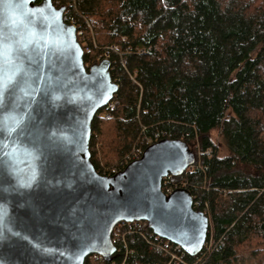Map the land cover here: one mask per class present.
Listing matches in <instances>:
<instances>
[{"label":"trees","instance_id":"trees-1","mask_svg":"<svg viewBox=\"0 0 264 264\" xmlns=\"http://www.w3.org/2000/svg\"><path fill=\"white\" fill-rule=\"evenodd\" d=\"M54 4L65 6V21L76 25L87 68L102 61L105 46L123 52L108 56L119 86L111 117L105 106L92 122L97 171L113 175L155 142L184 141L195 162L187 177L169 180L185 183L195 209L207 204L206 241L214 239L194 255L179 251L178 261L166 239L136 221L124 225L112 261L91 254L85 264H264V0ZM142 47L147 51H136Z\"/></svg>","mask_w":264,"mask_h":264},{"label":"water","instance_id":"water-1","mask_svg":"<svg viewBox=\"0 0 264 264\" xmlns=\"http://www.w3.org/2000/svg\"><path fill=\"white\" fill-rule=\"evenodd\" d=\"M65 11L53 0H0V264L110 262L123 221L200 252L209 217L188 189L162 187L195 162L184 141L155 142L113 175L97 171L92 122L119 86L109 60L86 67Z\"/></svg>","mask_w":264,"mask_h":264},{"label":"built area","instance_id":"built-area-1","mask_svg":"<svg viewBox=\"0 0 264 264\" xmlns=\"http://www.w3.org/2000/svg\"><path fill=\"white\" fill-rule=\"evenodd\" d=\"M71 24L76 27V25L74 23H71ZM112 51L117 52L119 54V56H122V54H123L121 48L118 45H115V46L110 47L109 49H105L104 48V53L101 55V59L102 60H108V56H109V54ZM136 51L139 52V53L140 52H143L144 53V52L147 51V48L146 47H142V48L136 49ZM113 106H114V103L111 102V101L106 105V108H107V111L105 113V117L106 118H110L111 117V114L108 112V109H112ZM204 153L210 155L211 154V150L208 149ZM171 176H173V175H169L166 178H164V180H163V186L162 187H163V191L166 194H171L176 189L183 188L184 185H185V183L182 184L180 182H171L170 183L169 178H171ZM184 176L187 177L188 176V173L185 172L184 173ZM132 223H136V221L135 222H125V221H123V222L118 223L115 226V228L113 230V234H112V239H113L114 244H115V242L124 241L125 237H124V234L123 235L121 234V230L124 228V225L125 224H128L129 227H130V225ZM207 244H208V242L206 241L205 242V246H207ZM179 250H184V249L180 245H177L176 244V246L174 247V252L173 253H176V251H179Z\"/></svg>","mask_w":264,"mask_h":264},{"label":"bare ground","instance_id":"bare-ground-1","mask_svg":"<svg viewBox=\"0 0 264 264\" xmlns=\"http://www.w3.org/2000/svg\"><path fill=\"white\" fill-rule=\"evenodd\" d=\"M115 45H117V44H112V45H109V46H105L104 48L105 49H109L110 47H112V46H115ZM119 46V45H118ZM120 47V46H119ZM103 61V60H102ZM202 153V152H201ZM137 159H139V158H137ZM136 160V159H135ZM134 161V160H133ZM132 162V161H131ZM129 164V163H128ZM127 164V165H128ZM126 165V166H127ZM125 166V167H126ZM123 170V169H122ZM121 171V170H120ZM119 172V171H118ZM200 211H202V212H204L208 217H209V209H208V206H207V204L205 205V207L203 208V210H200ZM209 219H210V217H209ZM210 223H211V221H210ZM168 241V240H167ZM120 242V241H119ZM118 242V243H119ZM168 244L171 246H173V248L176 246V244H174V243H172L171 241H168ZM214 244V239L212 238V240H210V242H208V244H207V246H206V248H210L212 245ZM125 247H127V245H125ZM180 252H184V250H179ZM179 251H176V253H173L174 252V249H173V252H172V255H173V257L175 258V259H177V260H179V261H181V257H183L182 255H184V253H179ZM96 255V254H95Z\"/></svg>","mask_w":264,"mask_h":264},{"label":"rangeland","instance_id":"rangeland-1","mask_svg":"<svg viewBox=\"0 0 264 264\" xmlns=\"http://www.w3.org/2000/svg\"><path fill=\"white\" fill-rule=\"evenodd\" d=\"M90 29H92V28H90ZM92 35H93V31H92ZM93 39H94V37H93ZM212 139H213V141L215 142V144L218 146V148H219V150H220V154L221 155H224V154H226V149H225V145H224V142H223V140H222V138L220 137V135L218 134V132L217 131H214L213 133H212ZM99 144V143H98ZM100 146V145H99ZM200 154H201V151H199V149H198V155L200 156ZM192 169V168H191ZM204 247H205V245H204ZM210 249V248H209ZM179 261V260H178ZM247 263V262H246ZM251 263V260L249 261V263L248 264H250Z\"/></svg>","mask_w":264,"mask_h":264}]
</instances>
